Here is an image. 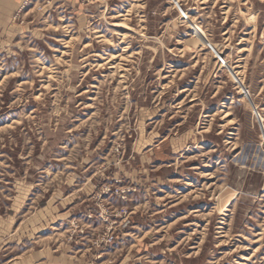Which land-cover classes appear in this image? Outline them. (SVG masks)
<instances>
[{
    "label": "rangeland",
    "instance_id": "1",
    "mask_svg": "<svg viewBox=\"0 0 264 264\" xmlns=\"http://www.w3.org/2000/svg\"><path fill=\"white\" fill-rule=\"evenodd\" d=\"M20 9L0 264H264V0Z\"/></svg>",
    "mask_w": 264,
    "mask_h": 264
},
{
    "label": "crops",
    "instance_id": "2",
    "mask_svg": "<svg viewBox=\"0 0 264 264\" xmlns=\"http://www.w3.org/2000/svg\"><path fill=\"white\" fill-rule=\"evenodd\" d=\"M21 0H0V50L7 42L19 33L20 26L15 23V17L20 9Z\"/></svg>",
    "mask_w": 264,
    "mask_h": 264
},
{
    "label": "bare ground",
    "instance_id": "3",
    "mask_svg": "<svg viewBox=\"0 0 264 264\" xmlns=\"http://www.w3.org/2000/svg\"><path fill=\"white\" fill-rule=\"evenodd\" d=\"M119 25H120V24H119ZM122 26H123V25H122ZM122 26H121V27H122Z\"/></svg>",
    "mask_w": 264,
    "mask_h": 264
}]
</instances>
